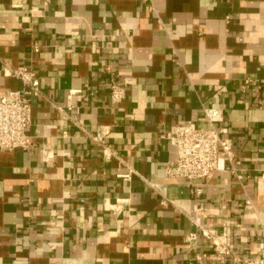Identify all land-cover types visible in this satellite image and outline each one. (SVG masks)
Wrapping results in <instances>:
<instances>
[{
	"label": "crops",
	"instance_id": "1",
	"mask_svg": "<svg viewBox=\"0 0 264 264\" xmlns=\"http://www.w3.org/2000/svg\"><path fill=\"white\" fill-rule=\"evenodd\" d=\"M150 3L0 0V91L22 88L7 65L33 70L42 93L30 146L0 150V264H233L195 258L212 251L198 225L219 233L223 223L238 254L262 256L264 0ZM113 79L126 87L118 103ZM206 107L222 109L215 127L234 163L197 195L167 178L166 133L207 128ZM80 126L107 127L113 155Z\"/></svg>",
	"mask_w": 264,
	"mask_h": 264
},
{
	"label": "built area",
	"instance_id": "2",
	"mask_svg": "<svg viewBox=\"0 0 264 264\" xmlns=\"http://www.w3.org/2000/svg\"><path fill=\"white\" fill-rule=\"evenodd\" d=\"M149 3L150 0H143ZM33 50L38 51L35 45ZM4 74L19 79L22 88L0 91V150L11 151L14 149H26L31 144V138L27 129L31 121L33 97H42L38 75L25 66L9 68L4 67ZM249 82L244 81V86ZM259 88L264 89V76L257 80ZM243 87V86H242ZM80 90H72L69 94L79 93ZM126 95L125 83L118 80H111L109 87V99L111 103L120 102ZM62 110L60 107H57ZM207 128L199 127L193 123L173 125L166 133V137L174 140L175 159L168 161L165 165L167 178L174 181H184L195 185V193L201 191L198 183L210 179L218 171L224 170L227 164L232 165L233 152L230 138L223 137L226 129H217L216 123L223 120V111L217 107H206L203 109ZM84 134L89 135L98 145L105 147V137L108 133L107 127L97 126L94 133L81 127ZM107 157L113 155L106 147L103 148ZM128 178V174L121 175ZM240 177V175L238 176ZM264 179V178H263ZM155 189L156 185L150 184ZM160 204L167 206L174 205L172 199L160 193ZM250 204L249 200L245 201ZM203 237L208 239L212 245L210 253H201L195 256L196 260L208 259L210 261H232L233 264H264V249L260 258H250L238 254L232 243L231 228L223 223L219 233H213L207 228L198 225ZM196 239V233L186 236L187 241Z\"/></svg>",
	"mask_w": 264,
	"mask_h": 264
}]
</instances>
